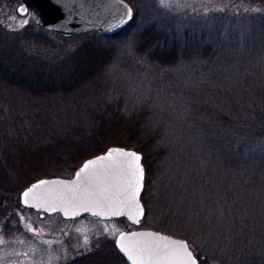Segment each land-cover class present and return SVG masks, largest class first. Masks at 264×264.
<instances>
[{"label":"trees","instance_id":"16d2710c","mask_svg":"<svg viewBox=\"0 0 264 264\" xmlns=\"http://www.w3.org/2000/svg\"><path fill=\"white\" fill-rule=\"evenodd\" d=\"M127 1H134L133 22L143 9L140 23L112 36H73L81 43L68 50L35 17L23 27L0 18V203L20 207L21 192L32 183L71 178L110 146L130 148L142 156L143 204L154 176L164 180L156 200L167 194L180 204L168 211L180 222H168L162 210L157 228L184 239L204 264H264V0L170 12L152 0ZM153 7L165 12L163 19L196 16L197 38L188 28L179 35L166 22L149 23ZM121 43L131 63L171 82L175 69L197 60V136L206 154L179 163L165 126L102 85L106 53ZM181 165L193 176L187 179Z\"/></svg>","mask_w":264,"mask_h":264},{"label":"rangeland","instance_id":"374dc122","mask_svg":"<svg viewBox=\"0 0 264 264\" xmlns=\"http://www.w3.org/2000/svg\"><path fill=\"white\" fill-rule=\"evenodd\" d=\"M238 1L169 0L167 8L161 7L169 12L188 9L197 11L199 5L206 8H222L226 3ZM152 2L155 5L158 0H152ZM19 3V0H0V18L4 24L20 26L25 19L29 22L33 17L36 18L32 11H29L27 16L19 15L17 12ZM129 3L132 6L134 1ZM151 11L149 23L161 25V23L166 22L165 25L174 27L179 35L183 33L184 28H188L191 37L197 38L196 16L193 18L191 16L166 15L167 19H163L165 15L163 10H159L158 14L153 7ZM139 14L141 17L136 22L132 20L128 26L134 23L136 26L140 23L144 17L142 8ZM49 35L56 44L63 46L64 50L71 49L81 43L80 39H74L73 36H56L52 32ZM127 36H129V32ZM96 37L98 39V36ZM125 50L121 43L115 45L112 52H104L107 54V58L104 63L106 64L104 73L100 78L102 85L112 87V91L115 88L119 96H122L128 103V107L133 106V108L142 111L148 110L147 112L153 117V120H157L158 123L165 126L164 131L169 136L168 146L172 152V157L175 156L179 163L192 162V159L195 158L194 154L201 157L206 150L203 148V144L198 141L197 136L200 134L197 130V60L193 57L190 61L183 63L182 69H175L171 82V79L150 72L148 68L142 69L135 66L131 63V55ZM147 117L148 115H145V118ZM26 159L25 161L32 160L29 156ZM43 159L44 156L37 157L34 163ZM179 167L182 170V165ZM191 170L190 168L189 172L186 167H183L182 171H184L187 179L193 176ZM171 180L172 189L175 180ZM163 181L162 178L157 180V177L154 176L150 183L148 192L145 194V199L147 197L148 199L143 204V206L145 205V214L139 225L131 224L124 217L101 220L89 215L68 222L59 213H43L42 215L31 208L14 207L12 201L7 204L0 203V264H68L69 262L77 264L79 261L78 264H127L115 246V238L118 233L139 228L166 233L157 228L162 221L158 215L162 210L168 222L173 219H175L176 224L180 222L172 213L168 212L175 210L180 205L176 203L177 200H173V196L166 194L165 198L159 202L154 197L157 187L163 189ZM191 187L189 186V190H192ZM182 192L188 199L193 196V193L190 195L187 191L182 190ZM171 194L176 195L175 192H171ZM151 198L155 201H152ZM146 205L149 207V211H147ZM196 210L197 201L196 204L193 203L189 206V213ZM21 216L24 217L23 221L20 219ZM28 227L36 229L39 234L33 235L32 232H26L25 229ZM112 232H115L116 235L113 236ZM170 233L172 236L178 237L176 233H174L175 235ZM85 236L88 238V244H84ZM41 241H51L52 243L45 244ZM96 251L98 254L81 260V258L88 256L87 254Z\"/></svg>","mask_w":264,"mask_h":264},{"label":"snow or ice","instance_id":"6c2138e0","mask_svg":"<svg viewBox=\"0 0 264 264\" xmlns=\"http://www.w3.org/2000/svg\"><path fill=\"white\" fill-rule=\"evenodd\" d=\"M54 2L62 4L66 10L70 7L66 0ZM71 2L75 3L76 0ZM158 3L167 8L169 0H158ZM79 7H83V3ZM108 7L110 12L119 14L116 18L120 24L132 18L133 10L123 0H111ZM17 11L22 16L28 15L26 7ZM207 11L205 9V13ZM27 23L25 19L20 27ZM260 151L264 152V148ZM141 161V154L134 150L109 148L106 153L84 162L71 183L39 180L31 184L22 192L21 204L24 208H33L37 212L51 214L63 211L64 216L69 219H75L82 212H88L101 220L126 215L129 220L138 224L144 216V209L139 201L144 181ZM20 219L23 221L24 217L21 216ZM25 231L32 232L33 235L39 234L31 227ZM111 234L116 235L115 232ZM88 243L85 236L84 244ZM116 247L132 264H204L205 259L199 252L194 254L186 242L169 240L151 232L120 233L116 238Z\"/></svg>","mask_w":264,"mask_h":264},{"label":"water","instance_id":"95a60500","mask_svg":"<svg viewBox=\"0 0 264 264\" xmlns=\"http://www.w3.org/2000/svg\"><path fill=\"white\" fill-rule=\"evenodd\" d=\"M19 1H20V3L18 5L17 9H19L21 7H26L28 9V11L31 10L35 14L38 24L43 29H45L49 32H52L54 34L64 36V37L76 36L79 34H84V33L92 32V31H95L99 35H102V36H112V35L118 33L119 31H121L122 29H124L125 27H127L128 25H130L132 23V20L134 17V9L127 0H123V3L127 4L129 7L132 8L133 15H132V18L130 20H128L126 23H123V24H120L116 18L119 15L118 13H114V12L109 11L108 6L110 5L111 0H76L75 3L71 2V0H66V2H68L70 4L69 9H67V10L64 8V6L62 4H56L54 2V0H19ZM80 3H83V7H79ZM18 14L20 15L19 12H18ZM114 147L123 148L125 150H133V149L125 148V147H121V146H110L103 153H101L99 155L106 153L109 148H114ZM134 151H136V150H134ZM136 152H138V151H136ZM139 154H141V153H139ZM99 155H96V156H99ZM96 156H93V157L86 159L85 161L82 162V164L84 162H86L87 160L92 159ZM141 163H142V161H141ZM82 164L75 170V172L71 178L63 179V178H58V177H52V178H44V179H40V180L61 181V182L71 183L75 179L76 171L82 166ZM142 166H143V164H142ZM144 178H145V170H144ZM38 181H36L34 183H37ZM26 188L24 190H26ZM143 189H144V181H143ZM22 192H21V194H22ZM142 193H143V190L140 194L139 201H140V204L143 206V203L141 201ZM21 194H20V198H21ZM20 203H21V199H20ZM31 209H33V208H31ZM143 209H144V214H145L144 206H143ZM33 210H35V209H33ZM40 213L43 215V213H46V212H40ZM54 213H59L64 218H66L64 216L63 211L58 210ZM47 214H49V213H47ZM51 214H53V213H51ZM83 214L91 215L88 212H82L79 216H77L75 218H78V217L82 216ZM119 217H124L133 225H139L143 219V218H141L140 223L136 224V223H133L131 220H129L126 215L125 216H119ZM119 217H113L110 220L117 219ZM97 218H99V217H97ZM66 219H69V218H66ZM132 232H151V233L156 234V235L164 236L169 240H173V241H177V242H186L184 239L174 237V236H171V235L159 232V231H154V230H151L148 228H139V229H133V230H129V231H121L120 233L130 234ZM120 233H118L117 236ZM117 236H116V238H117ZM116 238H115V246H116ZM188 246H189V244H188ZM189 248H190V246H189ZM117 250L119 251L118 248H117ZM120 254L124 257L127 264H132V262L130 260H128L127 257L123 253H120Z\"/></svg>","mask_w":264,"mask_h":264},{"label":"flooded vegetation","instance_id":"af4514ba","mask_svg":"<svg viewBox=\"0 0 264 264\" xmlns=\"http://www.w3.org/2000/svg\"><path fill=\"white\" fill-rule=\"evenodd\" d=\"M41 215V214H40ZM87 214H83L81 217H84V216H86ZM80 218V217H79ZM76 219V218H75ZM71 220H73V219H67V221L69 222V221H71Z\"/></svg>","mask_w":264,"mask_h":264}]
</instances>
